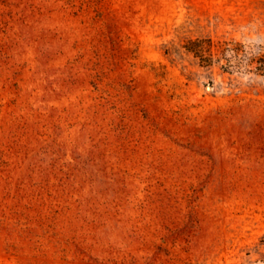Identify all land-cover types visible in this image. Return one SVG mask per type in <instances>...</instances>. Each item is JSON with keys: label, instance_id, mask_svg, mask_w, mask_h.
Listing matches in <instances>:
<instances>
[{"label": "rangeland", "instance_id": "rangeland-1", "mask_svg": "<svg viewBox=\"0 0 264 264\" xmlns=\"http://www.w3.org/2000/svg\"><path fill=\"white\" fill-rule=\"evenodd\" d=\"M250 52L264 0H0V264H264Z\"/></svg>", "mask_w": 264, "mask_h": 264}, {"label": "trees", "instance_id": "trees-1", "mask_svg": "<svg viewBox=\"0 0 264 264\" xmlns=\"http://www.w3.org/2000/svg\"><path fill=\"white\" fill-rule=\"evenodd\" d=\"M246 62H250V63L255 62L257 64L255 67V70L260 71V72H264V57L259 55L258 52H256V53L250 52L248 54V56L246 55ZM232 66L234 67V65H232Z\"/></svg>", "mask_w": 264, "mask_h": 264}]
</instances>
